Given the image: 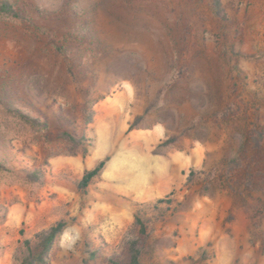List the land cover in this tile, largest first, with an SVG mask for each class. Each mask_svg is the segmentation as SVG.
I'll list each match as a JSON object with an SVG mask.
<instances>
[{
  "label": "rangeland",
  "instance_id": "rangeland-1",
  "mask_svg": "<svg viewBox=\"0 0 264 264\" xmlns=\"http://www.w3.org/2000/svg\"><path fill=\"white\" fill-rule=\"evenodd\" d=\"M9 1L0 264L60 220L47 264H113L136 214L142 264H264V0Z\"/></svg>",
  "mask_w": 264,
  "mask_h": 264
},
{
  "label": "trees",
  "instance_id": "trees-1",
  "mask_svg": "<svg viewBox=\"0 0 264 264\" xmlns=\"http://www.w3.org/2000/svg\"><path fill=\"white\" fill-rule=\"evenodd\" d=\"M214 14L223 22L227 21L224 11L222 10L220 0H210ZM0 14L6 16H16V11L9 0H0ZM18 116L26 118L33 117L17 111ZM28 119V118H26ZM102 162H100L92 170L86 171L80 181V187H85L90 179L99 171ZM33 175H38L37 170H32ZM135 223L138 226L135 235H129L124 241L126 254L123 258L113 257L111 262L113 264H142V250L146 242L150 239L152 230L142 219L140 214L135 215ZM65 227L63 220L57 221L45 229H41L34 233L31 238H23L20 246L15 252V259L18 264H47L51 248L58 239L60 233ZM96 255L95 250H88L87 254L83 256L79 264H90L91 260Z\"/></svg>",
  "mask_w": 264,
  "mask_h": 264
}]
</instances>
